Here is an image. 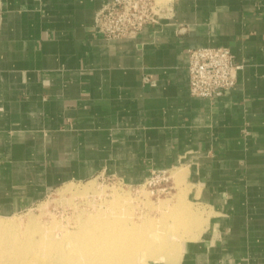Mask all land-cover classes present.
Masks as SVG:
<instances>
[{"label": "crops", "instance_id": "crops-1", "mask_svg": "<svg viewBox=\"0 0 264 264\" xmlns=\"http://www.w3.org/2000/svg\"><path fill=\"white\" fill-rule=\"evenodd\" d=\"M108 1L0 0V215L173 172L197 224L150 264H264V0H167L112 41L94 30ZM207 47L241 66L217 101L189 90L188 50Z\"/></svg>", "mask_w": 264, "mask_h": 264}, {"label": "bare ground", "instance_id": "bare-ground-1", "mask_svg": "<svg viewBox=\"0 0 264 264\" xmlns=\"http://www.w3.org/2000/svg\"><path fill=\"white\" fill-rule=\"evenodd\" d=\"M123 204L118 199L112 203L113 215H91L76 231L64 229L61 234L46 232L39 221L30 220L22 227L15 221L0 220V264H54L53 260H57L56 264H138L142 258L153 257L154 261L167 258L171 250L165 244L181 236L177 229L183 223L156 229L150 222L142 223L139 220L142 216L136 217V221L130 219V223L117 215L119 210L125 211ZM191 227L192 224L188 230ZM169 256L173 259L175 254Z\"/></svg>", "mask_w": 264, "mask_h": 264}, {"label": "rangeland", "instance_id": "rangeland-1", "mask_svg": "<svg viewBox=\"0 0 264 264\" xmlns=\"http://www.w3.org/2000/svg\"><path fill=\"white\" fill-rule=\"evenodd\" d=\"M161 3H164V1L161 0ZM166 176L168 180L159 179L152 182L145 180L140 185H129L118 178L100 176L90 182L64 186L54 191L44 202L20 214L13 216L0 215V220L15 221L22 227L26 226L30 220L39 221L40 227L45 229L46 232L61 234L64 229L76 231L77 226L91 215L95 216L97 213L113 215L112 203L119 199L124 203L123 206L126 212L119 210L117 215L122 216L128 222H130V219L136 221V217L142 216L139 219L142 220V223L148 225L150 222L156 229H161L164 225L183 223V227L186 226V228L179 227L177 229L181 236L165 244V248L171 250L168 254L176 255L179 243L193 232L192 228L197 224L198 215L185 203L179 175L172 172ZM190 213L194 221H192L193 218ZM180 218L183 220L181 221ZM186 219L191 221L186 222ZM184 220H186V223ZM185 224L190 226L192 224V227L188 230L189 225ZM169 255L163 261L171 260ZM153 261V257L142 258L138 264H150ZM53 263L56 264L57 260H53Z\"/></svg>", "mask_w": 264, "mask_h": 264}, {"label": "built area", "instance_id": "built-area-1", "mask_svg": "<svg viewBox=\"0 0 264 264\" xmlns=\"http://www.w3.org/2000/svg\"><path fill=\"white\" fill-rule=\"evenodd\" d=\"M168 8L169 2L159 0H110L97 10L94 30L108 41L125 39L146 26L158 24ZM188 59L192 97L217 101L235 88L241 66L229 48L189 49ZM167 174V171L152 172L147 182L168 180Z\"/></svg>", "mask_w": 264, "mask_h": 264}]
</instances>
